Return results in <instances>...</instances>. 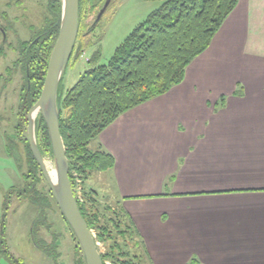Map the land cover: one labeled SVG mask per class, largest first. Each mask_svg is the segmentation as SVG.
Returning a JSON list of instances; mask_svg holds the SVG:
<instances>
[{"label":"crops","instance_id":"crops-1","mask_svg":"<svg viewBox=\"0 0 264 264\" xmlns=\"http://www.w3.org/2000/svg\"><path fill=\"white\" fill-rule=\"evenodd\" d=\"M93 142L154 264H264V0H239L182 83Z\"/></svg>","mask_w":264,"mask_h":264},{"label":"rangeland","instance_id":"rangeland-1","mask_svg":"<svg viewBox=\"0 0 264 264\" xmlns=\"http://www.w3.org/2000/svg\"><path fill=\"white\" fill-rule=\"evenodd\" d=\"M49 3L50 0H0V264H83L84 261L46 180L32 164L27 146L26 115L29 109L24 114L18 110L25 84L16 64L18 47L34 40L52 21ZM161 4L162 1H112L96 24L94 21L101 6L90 15H83L59 91L70 89L84 71L105 65L135 26ZM37 116L35 124L40 114ZM37 140L40 143V138ZM93 143L89 145L90 151H94ZM43 157L46 169L51 173L54 171L53 160L49 154ZM103 172L89 173L86 181L72 175L76 198L89 215H97L94 217L98 220L97 228L91 233L98 252L111 255L105 259V264L125 261L154 264L148 243L122 206L116 204L110 187H107L110 185L108 179L101 176ZM12 185L18 187L13 190ZM5 219L4 233L1 221ZM124 221L129 222L130 232L123 233ZM199 229L198 238L202 243L210 233L220 234L216 225H209L210 231H206L204 225ZM194 245H198V241ZM209 260L191 257L185 264H208Z\"/></svg>","mask_w":264,"mask_h":264},{"label":"trees","instance_id":"trees-1","mask_svg":"<svg viewBox=\"0 0 264 264\" xmlns=\"http://www.w3.org/2000/svg\"><path fill=\"white\" fill-rule=\"evenodd\" d=\"M142 1H162V4L135 26L105 65L84 71L70 89L59 91V131L73 192V174L86 181L89 173L107 171L114 165L109 154L90 151V143L123 113L182 83L187 67L208 48L239 0ZM104 2L78 0V29L82 18L102 7ZM49 4L52 21L34 40L18 47L16 64L25 82L18 109L20 114L38 99L57 38L61 2L50 0ZM35 132L36 140L40 138L37 145L42 156L49 154L52 158L47 128L41 117L35 125ZM30 156L32 158L31 153ZM32 164L38 168L34 159ZM76 200L89 230L96 229L98 220L94 217L97 215H89L85 206ZM123 223L126 227L123 233L130 232L129 222ZM124 237L131 238L129 235ZM101 258L105 264V259L111 255H101Z\"/></svg>","mask_w":264,"mask_h":264},{"label":"water","instance_id":"water-1","mask_svg":"<svg viewBox=\"0 0 264 264\" xmlns=\"http://www.w3.org/2000/svg\"><path fill=\"white\" fill-rule=\"evenodd\" d=\"M112 1L105 0L99 9L94 24H96ZM60 22L57 38L52 49L42 89L34 105L28 110L27 143L29 151L47 182L49 191L72 232L81 250L84 264H103L97 243L82 217L74 195L68 171V161L59 131L58 95L65 68L71 57L78 33V0H60ZM40 114L43 119L50 143L54 163V177L48 173L36 140L35 119L32 114ZM36 115V117H37Z\"/></svg>","mask_w":264,"mask_h":264},{"label":"bare ground","instance_id":"bare-ground-1","mask_svg":"<svg viewBox=\"0 0 264 264\" xmlns=\"http://www.w3.org/2000/svg\"><path fill=\"white\" fill-rule=\"evenodd\" d=\"M36 115H37L36 112H34V113L32 114V116H33L34 118H36ZM37 117H38V116H37ZM47 169H48V168H47ZM50 175H51L52 177H54V173H51Z\"/></svg>","mask_w":264,"mask_h":264},{"label":"flooded vegetation","instance_id":"flooded-vegetation-1","mask_svg":"<svg viewBox=\"0 0 264 264\" xmlns=\"http://www.w3.org/2000/svg\"><path fill=\"white\" fill-rule=\"evenodd\" d=\"M3 224H4V223H3V220H2V226H3Z\"/></svg>","mask_w":264,"mask_h":264}]
</instances>
